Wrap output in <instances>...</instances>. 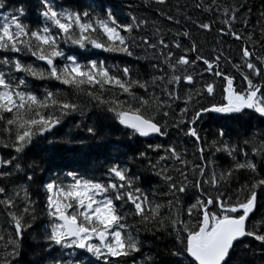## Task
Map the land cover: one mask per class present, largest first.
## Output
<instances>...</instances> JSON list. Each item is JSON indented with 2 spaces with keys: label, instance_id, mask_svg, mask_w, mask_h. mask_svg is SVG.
<instances>
[{
  "label": "snow or ice",
  "instance_id": "6c2138e0",
  "mask_svg": "<svg viewBox=\"0 0 264 264\" xmlns=\"http://www.w3.org/2000/svg\"><path fill=\"white\" fill-rule=\"evenodd\" d=\"M142 2L181 25L169 0ZM194 7L209 19L185 14L186 20L205 33L218 21V37L240 42L237 59L216 48L206 57L191 29L169 28V39L155 20L149 28L133 11L118 19L100 0H38L35 19L23 3L0 12V149L10 150L0 155V264H19L25 233L41 214L47 220L38 236V264H130L144 246L141 230L170 238L163 264H264V54H257L264 47V0L258 39L255 27L249 30L254 9L248 0H197ZM110 57L124 59L109 63ZM141 59L152 61L150 78H141L132 63ZM80 97L111 113L136 141L131 160L108 163L103 178L51 163L45 170L43 159L28 162L41 138L81 148L100 138L97 127L83 121L86 136L55 137L65 117L84 115ZM228 122L239 131H230ZM132 161L148 175L133 171ZM38 170L45 173L39 213L30 191ZM141 179L155 183L161 199L156 187L142 188ZM130 216L141 226L135 232ZM131 264L157 261L144 255Z\"/></svg>",
  "mask_w": 264,
  "mask_h": 264
},
{
  "label": "trees",
  "instance_id": "16d2710c",
  "mask_svg": "<svg viewBox=\"0 0 264 264\" xmlns=\"http://www.w3.org/2000/svg\"><path fill=\"white\" fill-rule=\"evenodd\" d=\"M119 1H132L140 8L139 16L147 17L150 21L149 28L153 27L151 21L155 20L157 25L164 29L167 38H171V32H168V29L171 28L173 32L177 30H184L185 28L191 29L194 37L199 45L200 52L208 57L212 54L211 50L216 48L218 51L223 50L225 55L230 56L237 55L239 57V48L240 42L238 44L229 43L224 41L229 37H223L222 39L217 36L215 31V27H218L217 24L214 26V30L211 33L201 32L186 20V15L191 16L193 19H201L207 21L209 16L207 13H201L198 9L194 7L197 0H175L170 4L171 14L177 15L179 10L178 18L181 20V25H175L171 22L167 21L163 17H161L158 12L155 10V6L145 7L143 5L142 0H119ZM61 2H66V0H61ZM108 3H113L115 0H107ZM209 0H205V3H208ZM222 3H230L232 0H221ZM23 3L28 11L29 18L35 19L33 13L34 9L38 7V0H6V8L4 10H0V12H6L12 10V7L15 5H19ZM250 6L253 7L254 12L252 14V20L249 23V30L255 27V37L258 39L260 35V28L256 26L258 10L262 6V0H248ZM110 5V4H105ZM114 6L111 4V7L114 10V13L120 12V15L123 17L126 13L125 6L120 4H116ZM167 11V9H165ZM186 14V15H185ZM215 19V17H212ZM240 27V26H239ZM145 34V33H141ZM150 35V33H147ZM139 38V36H138ZM221 39V43H217V40ZM231 39V38H230ZM185 47H187V41H184ZM231 47V48H230ZM230 50H233V54H230ZM136 51L140 55H144L141 49H136ZM257 54H264V47L258 46ZM107 55V54H104ZM194 55V54H193ZM122 57H110L109 63L119 62ZM235 60V58H233ZM27 62H33L34 58L25 57ZM38 66H43L42 62H36ZM135 67L138 69L141 78H150V73L152 69L150 68V63L152 61L147 59H141L139 61H132ZM198 67L202 68V65H198ZM34 84L37 85H45L53 82L47 81H33ZM57 88L63 87L60 85H56ZM219 90V85H218ZM68 91V90H66ZM140 95H144L141 90H137ZM69 98H73L71 96L70 91L68 92ZM121 99H126V97H121ZM219 99V96L217 97ZM82 107H84V115L82 116L79 112L74 113L70 116L64 118L62 124L54 129L55 137L58 140L62 139H75L81 136H86V133L83 131V123L91 124L97 127L98 132L100 134V138L98 140H89L87 147L81 148L77 144H65L58 143L55 145H49L43 141L41 138V142L37 144L31 151L29 152V160L31 163L33 159L36 160V163H40L41 159H43V168L45 170L51 164L59 166L65 172L68 170H78L83 175L94 176L97 178H103L102 173L107 166L108 163L115 162L118 159L122 160H131L132 154L134 151V145L136 141L134 139H129L124 132L126 130L122 129L115 121L111 119V113L103 112L101 109L94 107L92 104L88 103L86 97H80L78 101ZM76 125H80V127H76ZM206 128L212 127L211 123H206L204 125ZM228 128L234 134L239 131V127L232 122H228ZM173 136L175 135V130H171ZM157 138L153 139L156 140ZM212 137L209 134V142ZM180 143H183V138H180ZM113 146H118L119 150L116 151ZM188 147L189 153H191L192 148L190 144H186ZM10 150L0 149V155H6ZM207 154V153H206ZM217 160L221 164H225L227 161L226 157L222 155H217ZM130 167L133 171L139 172L141 177L147 176L148 173L144 170L140 163L136 161H132ZM45 173L40 172L39 170L36 173V183L32 185L30 191L32 192L33 199L39 201L37 205L38 213L41 211L43 207V190L40 188V180L44 179ZM155 179V178H153ZM142 188L146 190L156 187L157 188V199H161L160 190L158 189L155 183L153 184H145L144 180L141 179L139 182ZM264 211V210H262ZM47 218L42 214L39 218L34 222L33 228L28 229L25 233L23 247L21 253L18 257L19 264H38V261L41 259L40 254V241L38 239L39 233L41 231V226L46 223ZM129 225H134L135 227L131 228L133 232H135L136 228L141 227L137 223V218L129 217L128 221ZM139 238L143 242V247L141 249V253L135 254L134 257H130V264L133 259L140 261L143 259L144 255H151L157 261V264H163V261L168 258L165 255L167 247L171 246L170 238L166 237L163 233H156L155 235L144 232L143 230L139 233ZM15 264V262H14Z\"/></svg>",
  "mask_w": 264,
  "mask_h": 264
}]
</instances>
